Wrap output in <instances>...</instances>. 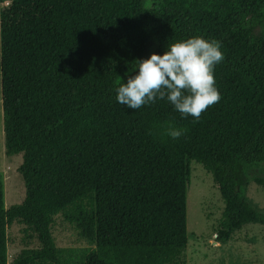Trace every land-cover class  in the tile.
<instances>
[{"label":"trees","instance_id":"1","mask_svg":"<svg viewBox=\"0 0 264 264\" xmlns=\"http://www.w3.org/2000/svg\"><path fill=\"white\" fill-rule=\"evenodd\" d=\"M7 157L26 199L6 209L0 264H187L188 156L227 203L216 242L264 213L237 163L264 164V0H0ZM149 52L151 54H149ZM62 215L84 249H58ZM39 241L9 262L8 228Z\"/></svg>","mask_w":264,"mask_h":264},{"label":"rangeland","instance_id":"2","mask_svg":"<svg viewBox=\"0 0 264 264\" xmlns=\"http://www.w3.org/2000/svg\"><path fill=\"white\" fill-rule=\"evenodd\" d=\"M10 1L1 3V9L8 7ZM264 12V2L260 9L247 16L241 24L249 27L256 22L259 13ZM252 40L258 44L264 38V20L256 25ZM149 54H151L149 52ZM0 58H1V20H0ZM0 104V173L4 176L5 206L10 209L20 205L26 199V186L19 173L23 156H6L3 100ZM188 247L186 250L187 264H223L231 260L230 256H239L242 260L253 264H264V226L252 224L236 231L234 240L217 249L216 235L222 223H225L227 203L223 198L219 184L210 164L196 157L188 156ZM235 175L238 190L245 193L253 206L264 213V164L249 167L237 163ZM223 229V228H222ZM8 254L12 262L24 250L39 249L36 236L19 222L8 228ZM52 234L58 249H84L89 244L82 240L76 230L59 215L52 225ZM212 241V242H211ZM238 260V258H234Z\"/></svg>","mask_w":264,"mask_h":264},{"label":"crops","instance_id":"3","mask_svg":"<svg viewBox=\"0 0 264 264\" xmlns=\"http://www.w3.org/2000/svg\"><path fill=\"white\" fill-rule=\"evenodd\" d=\"M1 95H2V73H1V58H0V98H1ZM2 100H3V97H2ZM0 104H1V100H0ZM225 200V199H224ZM226 211H227V208H226ZM225 218V222H226V215L224 216ZM225 223H222L221 224V227H220V230H222V228L224 227ZM242 228V227H241ZM240 228L236 229L233 234H232V238L230 240V242H232L234 240V237H235V233L237 230H239ZM218 234V233H217ZM217 237V235H216ZM212 242V241H211ZM229 242V243H230ZM227 243V244H229ZM227 244H224V245H221V244H218L217 242L214 243V247H216L217 249L219 248H222V246H226ZM231 260H229L228 262H224L223 264H253L251 262H247L246 260H242L241 258H239V256H236L235 255H231L230 256ZM234 258H238V260H234Z\"/></svg>","mask_w":264,"mask_h":264}]
</instances>
